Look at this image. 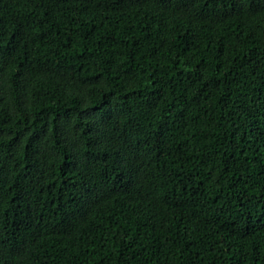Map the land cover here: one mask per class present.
<instances>
[{
	"label": "trees",
	"instance_id": "1",
	"mask_svg": "<svg viewBox=\"0 0 264 264\" xmlns=\"http://www.w3.org/2000/svg\"><path fill=\"white\" fill-rule=\"evenodd\" d=\"M0 264H264V0H0Z\"/></svg>",
	"mask_w": 264,
	"mask_h": 264
}]
</instances>
